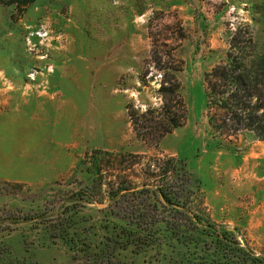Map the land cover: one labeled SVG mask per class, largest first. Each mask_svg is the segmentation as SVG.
Returning a JSON list of instances; mask_svg holds the SVG:
<instances>
[{
    "label": "rangeland",
    "instance_id": "374dc122",
    "mask_svg": "<svg viewBox=\"0 0 264 264\" xmlns=\"http://www.w3.org/2000/svg\"><path fill=\"white\" fill-rule=\"evenodd\" d=\"M236 33L264 50V0H0L6 261L239 264L229 254L240 247L264 257V140L213 130L206 106L205 74ZM155 43L183 60L188 106L186 123L159 141L138 137L128 112L163 104ZM175 184L181 213L151 197ZM129 186L148 221L124 198ZM182 213L203 221L177 232Z\"/></svg>",
    "mask_w": 264,
    "mask_h": 264
},
{
    "label": "trees",
    "instance_id": "16d2710c",
    "mask_svg": "<svg viewBox=\"0 0 264 264\" xmlns=\"http://www.w3.org/2000/svg\"><path fill=\"white\" fill-rule=\"evenodd\" d=\"M175 50L176 48L168 44H154L152 60L161 73L158 93L163 104L157 108L149 105L145 110L133 103L128 106L132 127L138 137L143 139L152 138L159 141L183 126L188 118V106L182 94V82L179 77V73L184 70V62L176 57ZM141 81L146 82L144 78H141ZM205 82L206 106L213 130L229 136L249 131L264 140V50L251 33L247 36L235 34L227 59L205 74ZM169 167L162 173H167ZM173 170L178 171L176 168ZM185 181L188 182V179ZM121 189L124 198L133 197L137 220L148 221L149 215L139 213L140 205L136 204L140 190L134 186ZM151 194L157 206L168 204L178 213H181L179 211L184 209L187 203L184 190H180L177 184L158 186ZM182 214L173 221L174 230L177 232L182 231V224H200L203 221L200 216ZM215 237L221 242L240 245V242L231 241L226 236ZM232 251L229 254L231 259L239 261V264L247 261L264 264V257L256 256L251 250L240 247L236 252L233 248ZM0 264L18 263L6 261L5 255L0 252Z\"/></svg>",
    "mask_w": 264,
    "mask_h": 264
}]
</instances>
